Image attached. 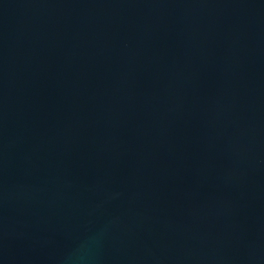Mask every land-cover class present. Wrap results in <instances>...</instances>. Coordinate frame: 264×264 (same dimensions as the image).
<instances>
[{"label": "water", "instance_id": "1", "mask_svg": "<svg viewBox=\"0 0 264 264\" xmlns=\"http://www.w3.org/2000/svg\"><path fill=\"white\" fill-rule=\"evenodd\" d=\"M0 264H264V0H0Z\"/></svg>", "mask_w": 264, "mask_h": 264}]
</instances>
